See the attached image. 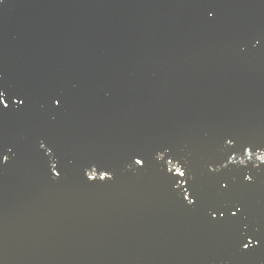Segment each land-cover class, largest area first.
<instances>
[{
  "label": "water",
  "instance_id": "obj_1",
  "mask_svg": "<svg viewBox=\"0 0 264 264\" xmlns=\"http://www.w3.org/2000/svg\"><path fill=\"white\" fill-rule=\"evenodd\" d=\"M0 101V264H264V0H0Z\"/></svg>",
  "mask_w": 264,
  "mask_h": 264
},
{
  "label": "snow or ice",
  "instance_id": "obj_2",
  "mask_svg": "<svg viewBox=\"0 0 264 264\" xmlns=\"http://www.w3.org/2000/svg\"><path fill=\"white\" fill-rule=\"evenodd\" d=\"M0 102H2V101H0ZM4 107H5V108H7V107H8V105H4ZM136 163H138V164H139V163H140V160H137V161H136Z\"/></svg>",
  "mask_w": 264,
  "mask_h": 264
}]
</instances>
